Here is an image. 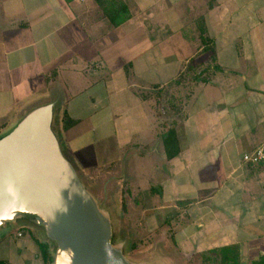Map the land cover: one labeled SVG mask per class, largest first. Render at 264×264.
Here are the masks:
<instances>
[{
	"label": "crops",
	"instance_id": "obj_1",
	"mask_svg": "<svg viewBox=\"0 0 264 264\" xmlns=\"http://www.w3.org/2000/svg\"><path fill=\"white\" fill-rule=\"evenodd\" d=\"M119 1L128 18L112 25L108 0H0V137L51 103L86 186L98 182L87 172L122 166L124 154L149 164L157 181L143 210L161 215L149 213L150 255L137 262L259 260L264 161L242 155L264 149V0ZM19 227H0V253L7 230L24 237ZM22 242L21 264H45L32 238Z\"/></svg>",
	"mask_w": 264,
	"mask_h": 264
},
{
	"label": "water",
	"instance_id": "obj_2",
	"mask_svg": "<svg viewBox=\"0 0 264 264\" xmlns=\"http://www.w3.org/2000/svg\"><path fill=\"white\" fill-rule=\"evenodd\" d=\"M52 117L51 103L38 106L0 137V227H37L51 264H144L113 243L110 217L64 154Z\"/></svg>",
	"mask_w": 264,
	"mask_h": 264
},
{
	"label": "rangeland",
	"instance_id": "obj_3",
	"mask_svg": "<svg viewBox=\"0 0 264 264\" xmlns=\"http://www.w3.org/2000/svg\"><path fill=\"white\" fill-rule=\"evenodd\" d=\"M14 127L15 125H12L9 131ZM5 132H7V130ZM112 142H116V140L114 141L112 138ZM125 156L126 158L123 159L122 166L110 165L102 170L87 172L88 174L94 175L96 178L98 177V182L94 185L95 187L90 186V188L88 185L86 187L90 190L92 189V191L95 192V194L93 193L94 196L103 201H100L101 207L105 210L104 213L110 217L112 222L114 232L113 243L115 245L122 244L125 255L135 261L136 259H145L146 255H150L149 251L146 250L147 247L145 248L147 242L151 241V237L146 234L150 227V220L147 219L149 218V213L154 215H161V213L143 210L148 207L145 201L142 200L147 190V184L157 181L155 172H151V166L149 164L146 165L145 162H140L139 159L133 162L130 161L133 156L131 157V155L128 156L124 154L123 157ZM137 158H140V156H134L133 159ZM103 176L105 179H103ZM117 181L119 184H117ZM119 186L123 191V194H121V204L119 202V196L117 197L115 195V191L117 192L119 190ZM135 208H137V210ZM124 209L125 211L122 213ZM14 225L20 226V230L25 233L24 239H19L15 231L8 234L7 230L6 237H4L3 240L4 244L10 246L11 249L9 254L7 250L0 253V258L7 260H5V262L3 261L4 264H21V262H23V256L30 254V249L27 251L23 250L20 255L14 254L13 251L16 247H23L22 240L25 241V239L28 238H32L36 242L38 250L40 251V256L42 252L45 253L37 240L34 239L44 240L41 230L27 221L18 222ZM48 246L50 248V255L53 256L54 251L52 245L48 243Z\"/></svg>",
	"mask_w": 264,
	"mask_h": 264
},
{
	"label": "trees",
	"instance_id": "obj_4",
	"mask_svg": "<svg viewBox=\"0 0 264 264\" xmlns=\"http://www.w3.org/2000/svg\"><path fill=\"white\" fill-rule=\"evenodd\" d=\"M103 11L107 18L110 20L112 25H118L125 21L128 18V11L125 5L119 0H108L106 5L103 8ZM8 133V132H7ZM6 133V134H7ZM5 135V134H4ZM3 136V135H2ZM1 136V137H2ZM164 146L166 150L167 157H172L176 154V135L173 130H168L165 134L164 138ZM38 241V240H37ZM40 247H42L43 251V259L45 260V264L50 263L53 259V256L50 255L48 251V243L47 242H39ZM0 264H4L3 261H0ZM251 264H264V256H261L259 260L253 261Z\"/></svg>",
	"mask_w": 264,
	"mask_h": 264
},
{
	"label": "built area",
	"instance_id": "obj_5",
	"mask_svg": "<svg viewBox=\"0 0 264 264\" xmlns=\"http://www.w3.org/2000/svg\"><path fill=\"white\" fill-rule=\"evenodd\" d=\"M242 161L244 163L257 164L261 161H264V149L257 148L251 153H245L242 155ZM18 236H21V232L17 233Z\"/></svg>",
	"mask_w": 264,
	"mask_h": 264
}]
</instances>
